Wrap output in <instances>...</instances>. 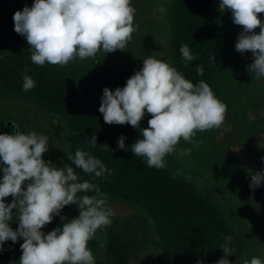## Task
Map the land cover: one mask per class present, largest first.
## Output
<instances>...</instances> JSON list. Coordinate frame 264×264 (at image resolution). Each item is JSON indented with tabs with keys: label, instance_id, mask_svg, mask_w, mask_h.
I'll return each mask as SVG.
<instances>
[{
	"label": "clouds",
	"instance_id": "1",
	"mask_svg": "<svg viewBox=\"0 0 264 264\" xmlns=\"http://www.w3.org/2000/svg\"><path fill=\"white\" fill-rule=\"evenodd\" d=\"M218 7L230 9L233 23L243 28L235 49L241 54L252 53L248 72L255 73L257 79L264 77V23L258 17L264 13V0H220ZM159 11L166 9L161 7ZM135 13L131 0H34L31 7L14 13V31L26 38L33 64L66 66L76 58L82 61L94 57L100 50L106 54L123 51L139 29L134 24ZM258 27L260 32L256 34ZM179 51L186 63L196 59L188 45H182ZM23 71L28 72L27 66ZM196 72L203 75V68L198 65ZM35 84L30 76L23 75L24 91ZM99 112L106 124H129L139 129L140 138L131 152L144 157L149 168L164 169L169 154H190L191 149H177L181 139L197 147L199 141L193 140L196 133L219 128L228 108L206 82L194 85L170 63L148 57L123 88L103 89ZM145 112L151 118L147 128H140ZM12 127V134H0V251L6 241L15 243L23 238L19 264H95L88 242L97 229L112 223L110 217L114 215L107 207L106 194L89 180L80 182L72 166L56 167L46 162L47 135ZM125 139L121 136L117 141L121 150H125ZM88 142L97 147L95 135ZM100 147L109 151L108 145ZM67 157L75 168L92 174L93 180L113 174L89 151L77 149L74 156ZM262 183L264 171L251 175L250 188L255 190ZM9 196L12 202L6 203ZM73 204L78 205L79 215L70 220L61 216V210ZM14 215L16 230L10 226ZM55 216H60L62 225L45 234L41 229ZM224 241L220 249L225 256L216 264H231L227 256L234 254L229 246L232 237L225 236ZM245 264L264 261L253 257Z\"/></svg>",
	"mask_w": 264,
	"mask_h": 264
},
{
	"label": "rangeland",
	"instance_id": "2",
	"mask_svg": "<svg viewBox=\"0 0 264 264\" xmlns=\"http://www.w3.org/2000/svg\"><path fill=\"white\" fill-rule=\"evenodd\" d=\"M20 1L24 7L34 3V0ZM219 3L217 0L209 31L224 53V61L214 79L213 93L227 105L225 121L219 128L197 132L193 137L194 141H199L197 147L181 139L177 149H191L190 154L173 153L165 159L172 165L175 175L194 186L240 234L245 261L250 262L253 257L264 261V183L255 190L250 188L251 175L264 171V101L253 105L245 101L248 107L244 104L245 97L256 89L259 90L253 98L260 100L259 95L264 93V77L257 79L255 73L248 72L253 62L252 53L241 54L235 49L243 28L233 23L230 9H219ZM131 5L136 9L134 24H138L139 29L123 51L106 54L100 50L94 57L82 61L76 58L68 64L108 76L120 70L136 72L148 57L170 63L168 13L172 0H131ZM161 7L166 11H159ZM16 11L10 7V0H0V53L11 46L19 48L26 42L24 36L14 31ZM258 17L264 23V13ZM255 32L259 34V27ZM13 125H18L25 133L35 131L47 135L49 151L43 159L56 167L68 164L74 135L61 116L46 112L31 101L0 95V134H12ZM147 127L148 120L140 122V128ZM136 136L138 140L139 129ZM23 187L26 190L27 182ZM5 202L11 203L12 197H6ZM107 207L114 215L110 217L109 226L101 227L104 239L97 247L95 264H159L161 241L153 221L144 211L110 196H107ZM52 225L53 222L47 224L41 231L51 232ZM10 226L13 230L18 228L15 215ZM18 240L24 242L23 238ZM87 246L91 251L89 242ZM0 264L8 262L0 259Z\"/></svg>",
	"mask_w": 264,
	"mask_h": 264
},
{
	"label": "trees",
	"instance_id": "3",
	"mask_svg": "<svg viewBox=\"0 0 264 264\" xmlns=\"http://www.w3.org/2000/svg\"><path fill=\"white\" fill-rule=\"evenodd\" d=\"M216 4L217 0H172L168 13L170 65L194 85L201 80L206 82L212 91L216 74L224 61L222 47L209 31ZM10 7L19 11L24 5L20 0H10ZM182 45H188L196 59L186 63L179 51ZM31 54L27 41L19 48L11 46L0 53V95L31 101L66 121L74 135L69 154L74 156L77 149L89 151L113 174L93 180L92 174L75 168L69 160L68 165L74 168L80 182L89 180L99 185L106 196L144 211L153 221L161 241V254L157 256L159 264H216L225 256L220 249L225 236L232 237L229 246L234 249V254L227 259L231 264H245V248L240 234L212 203L194 186L177 177L167 160L166 168L156 169L149 168L144 157H136L131 146L137 141V129L129 124L109 125L104 122L99 112L103 89L107 87L115 91L118 87L123 88L135 72L120 70L106 76L78 65L46 63L39 66L32 63ZM198 65L203 68V75L197 74ZM25 66L27 73L23 71ZM23 75L36 82L33 89L23 90ZM258 90L245 97L246 107L245 101L248 105L264 101V93L259 95L261 101L253 98ZM150 118L151 115L145 112L143 120ZM93 135L97 137V147L94 148L88 142ZM121 136L126 138L125 150L118 148L117 141ZM103 145H108L109 151L100 147ZM2 177L0 171V180ZM78 215L76 204L61 210V216L69 220ZM52 222L51 230L62 225L60 216H55ZM103 239L104 234L99 228L89 241L94 258ZM21 244L19 240L15 243L6 241L0 259L8 264H19Z\"/></svg>",
	"mask_w": 264,
	"mask_h": 264
}]
</instances>
